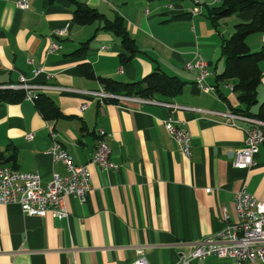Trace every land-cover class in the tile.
Returning <instances> with one entry per match:
<instances>
[{"label":"crops","instance_id":"obj_1","mask_svg":"<svg viewBox=\"0 0 264 264\" xmlns=\"http://www.w3.org/2000/svg\"><path fill=\"white\" fill-rule=\"evenodd\" d=\"M16 1L0 0V87L17 85L21 77L48 87L36 92L68 118L47 120L28 100L0 102V165L37 173L43 184L53 174L64 176V166L50 155V128L77 165L90 160L96 132L103 130L118 169L110 173L90 167L91 191L83 204L68 197L69 217L61 221L24 216L15 204L0 205V264H131L140 250L148 264H179L181 255L222 229L223 209L236 221L235 192L245 188L256 199L264 198V143L252 167L237 169L245 124L233 128L221 116L197 112L244 109L233 91L235 80L218 76L224 68L222 41L235 25L250 22L253 11L214 20L210 11L222 0H75L109 20L115 15L123 19L139 51L124 62L121 57L129 54L116 36L101 29V22H72L69 0H24L27 10L17 9ZM196 6L200 13L192 16ZM63 28L65 36L52 37ZM52 40L60 49L47 54ZM245 41L251 51H259L264 32ZM84 43L85 52L73 56ZM198 60L207 65L205 84L214 87V94L202 92L196 71L185 68ZM81 65L90 66L94 78L87 77ZM258 67L261 77L252 115L264 103V60ZM156 70L177 78L182 87L172 97L148 100L182 109L153 103L101 104L88 94L104 90L98 78L129 84ZM166 118L189 134V160L167 135L161 124ZM26 134L34 138L27 141ZM220 262L209 257L189 264Z\"/></svg>","mask_w":264,"mask_h":264},{"label":"built area","instance_id":"obj_2","mask_svg":"<svg viewBox=\"0 0 264 264\" xmlns=\"http://www.w3.org/2000/svg\"><path fill=\"white\" fill-rule=\"evenodd\" d=\"M104 1V0H103ZM19 10H27L28 3L24 0L15 2ZM192 16L199 15V8L196 6L190 11ZM66 35V28L54 31L52 37H63ZM60 49V45L52 40L47 48V54H52ZM188 71H196V85L206 94H214V87L207 86L205 79L209 76L207 65L204 61L198 60L191 64H185ZM42 70H38L40 73ZM0 89L23 90L25 99L34 102L37 99L36 91L46 90L48 87L30 84L24 78L14 86H2ZM101 104L104 103H153L168 110L182 109L172 103L150 101L133 96L118 95L105 90L88 92ZM86 105L81 107V111ZM201 114H213L221 116L224 124L238 128V123H244L245 140L243 148L237 153L238 161L234 167L245 170L255 163L254 157L258 153L259 146L264 143V121L247 115L226 111L224 113L208 112L197 110ZM169 138L175 143L177 151L186 159L191 157V141L187 131L179 122L166 118L161 121ZM49 129V136L52 139L50 155L53 162H60L66 171L64 176L53 174L51 179L43 184L37 173H23L15 171L7 166L0 165V205H18L24 216L46 217L61 221L69 217L66 207V199L73 197L83 204L86 195L91 191L90 167H98L106 172H113L118 167L111 160V150L108 143L109 135L103 130H98L97 144L90 160L84 165L75 164L71 157L54 140L55 134ZM33 134H26L25 139L31 141ZM210 193V189L205 191ZM234 206L236 221H231L229 215L223 209L221 211L222 229L212 237L196 243L193 249L185 255L180 256L179 264H189L193 261L215 257L223 261L218 264H264V198L256 199L249 194L245 188L234 193ZM139 258L131 264H148L142 251L137 252Z\"/></svg>","mask_w":264,"mask_h":264},{"label":"trees","instance_id":"obj_3","mask_svg":"<svg viewBox=\"0 0 264 264\" xmlns=\"http://www.w3.org/2000/svg\"><path fill=\"white\" fill-rule=\"evenodd\" d=\"M69 1L74 6L72 22L77 26L101 22V29L116 36L121 47L129 54L128 57H121L124 62L139 52L134 39L129 36L123 19L119 15H115L112 20H109L96 9L75 0ZM246 11H253L252 20L235 25L233 33L222 41L221 56L224 59V68L218 78L220 80H235L233 91L238 94L237 100L244 109H232L231 112L264 121V103L261 104L257 114L249 113L250 108L257 103L256 92L261 77L258 65L264 60V46L259 51L253 52L245 41L250 35L264 32V0H222L220 6L211 9L210 15L214 20H218ZM86 46L87 43L82 44L73 53V56L80 57L85 52ZM80 68L87 77L94 78L90 66L81 65ZM98 80L107 92L142 99H153L156 95L172 97L180 92L182 87L177 78L169 77L159 70L150 73L136 83L124 84L103 78H98ZM24 99L25 92L23 90L0 89V102L17 104ZM33 103L47 120L68 118L59 112L49 98L40 93L37 94V99Z\"/></svg>","mask_w":264,"mask_h":264}]
</instances>
